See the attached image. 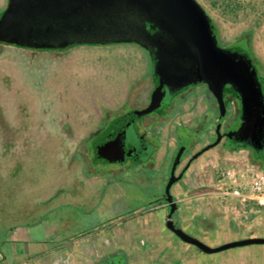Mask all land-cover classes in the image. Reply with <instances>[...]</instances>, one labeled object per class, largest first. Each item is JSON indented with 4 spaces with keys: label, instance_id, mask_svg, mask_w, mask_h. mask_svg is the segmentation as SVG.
<instances>
[{
    "label": "rangeland",
    "instance_id": "rangeland-1",
    "mask_svg": "<svg viewBox=\"0 0 264 264\" xmlns=\"http://www.w3.org/2000/svg\"><path fill=\"white\" fill-rule=\"evenodd\" d=\"M197 1L214 21L220 45H235L250 52L264 73V0ZM6 5L7 0H0V12ZM150 73L147 53L133 44L79 45L64 51H35L0 44V187H8L5 194L13 199L9 205L14 207L24 202L27 216L34 205L28 195H48L74 182V185L88 187L85 194L82 193L86 196L81 198L83 203H76L88 214L100 202L110 179L129 185V189L116 201L113 210L104 211L103 221L115 215L129 218L143 206L161 198L163 187L159 192L155 189L158 180L155 171L147 172L146 177L149 174L152 177H144L142 185L137 177L127 173L110 176L105 181V177L120 168L129 165L133 169V166L130 161L124 164L101 160L93 151L97 134L111 121L130 109L144 106L151 89ZM210 101V95L201 87L200 146L214 140L213 129L224 118L220 110H210ZM226 145L230 147V143ZM217 149L208 151L201 159L209 164L199 174L201 178L217 175L220 169L227 167L247 176L259 168L264 171L260 160L248 150H234L236 159L229 166L222 154L212 155L217 154ZM99 179H102V187L90 188L92 182ZM69 192L78 191L63 189L61 195L53 197L54 211L60 217L73 201L72 195L67 196ZM58 195L60 200H57ZM230 201L238 200L231 198ZM248 217L254 219V231H264V209L253 207ZM128 241L127 244L125 239L123 246L137 254L135 244ZM249 247L264 249V244ZM117 250L119 254L112 257L115 264H119L118 258H127L125 249ZM84 251L80 241L61 251L58 259L40 264H95L100 252L89 256ZM155 253L158 255L157 251ZM136 256L131 264L140 262ZM167 261L168 258L157 260L158 264H167ZM236 262L240 264L242 260L233 261V264ZM244 262L264 264V255L248 252ZM215 264L228 262L219 260Z\"/></svg>",
    "mask_w": 264,
    "mask_h": 264
},
{
    "label": "water",
    "instance_id": "water-1",
    "mask_svg": "<svg viewBox=\"0 0 264 264\" xmlns=\"http://www.w3.org/2000/svg\"><path fill=\"white\" fill-rule=\"evenodd\" d=\"M111 40L145 48L151 55L156 84L163 74L176 78L189 73L196 76L195 80L207 85L220 111L226 109L225 86L231 85L239 100L240 114L236 127L224 136L232 147L250 148L257 156L264 153V83L260 73L247 51L219 45L212 20L197 0H7L0 12V44L51 51ZM154 97L155 93L153 100ZM145 112L133 111L111 123L95 143L96 156ZM220 129L218 123L216 141L201 150L199 156L220 144ZM187 150L188 143L184 142L165 185L167 229L206 254L264 244V238L251 237L210 247L177 226L172 188L189 169L190 163L177 175Z\"/></svg>",
    "mask_w": 264,
    "mask_h": 264
},
{
    "label": "crops",
    "instance_id": "crops-1",
    "mask_svg": "<svg viewBox=\"0 0 264 264\" xmlns=\"http://www.w3.org/2000/svg\"><path fill=\"white\" fill-rule=\"evenodd\" d=\"M173 150L174 147L168 154H164V157L161 156L154 162L149 169L119 170L103 180L107 181L114 175L127 173L137 177L142 185L144 177L149 179L152 177L150 174L146 177L147 172L155 171L158 174L155 189L159 192L163 187L164 192ZM220 154L223 155L226 164L229 166L234 164L235 151L226 152L224 149H217V154L212 155L219 157ZM202 158L196 161L183 179L172 188V194L177 203L175 222L179 225L178 227L210 247H218L251 237L264 238L263 230L254 231L252 229L255 222L254 219L250 220L248 217L249 209L239 201L231 202L230 197L221 195L219 188L222 179L219 172L217 175L207 176L206 179L201 178L199 174L208 164L201 160ZM206 173L208 175L209 171L207 170ZM101 180L93 181L90 188L96 186L101 188ZM128 186L114 180L111 181V179L108 180L100 202L96 203L94 209L88 214L80 209L81 205L76 204L81 202V198L86 197L84 190L86 191L88 187L85 185H74L73 182L55 190L52 189L53 192H48V195L42 193L28 195L34 205H31L33 209L28 212L27 216L24 214V202L14 203V207L9 205L13 199L5 194L8 187H0V264H40L45 260L58 259L61 251L80 241L84 244V252L89 256H96L100 251L118 253L117 249H123L119 244L123 245L125 239L127 241L128 239L131 241L142 239L145 243L154 246V251H157L158 255L155 256L153 264H158L157 260H162V258L165 260L168 258L167 264L177 261L180 264H215L219 260L227 261L228 264L242 260L240 264H247L244 262V256L248 252L264 255V249L249 246L206 254L195 246L184 243L166 227L167 205L164 194L161 198L137 210L129 218L121 219V215L117 216L113 211L112 215L115 216L103 221L101 216L104 211L113 210L116 201L128 191ZM206 187L213 188V190L203 189ZM63 189L78 192L67 194V196H73L71 198L73 201L69 202L66 212L60 217L54 211L56 204L53 197L55 194L61 195L60 192ZM59 195L57 200H60ZM76 200L79 201L76 202ZM27 218L28 222H26ZM97 244L100 246L97 247ZM110 244L114 246L109 247ZM144 251L146 253L147 250L144 249Z\"/></svg>",
    "mask_w": 264,
    "mask_h": 264
},
{
    "label": "flooded vegetation",
    "instance_id": "flooded-vegetation-1",
    "mask_svg": "<svg viewBox=\"0 0 264 264\" xmlns=\"http://www.w3.org/2000/svg\"><path fill=\"white\" fill-rule=\"evenodd\" d=\"M216 37L220 45L219 36L216 35ZM111 41L113 42V40ZM116 41L119 42H111V44H133L140 47L147 53L151 65V89L150 93L145 99L144 106L133 108L130 109V111L123 113L122 115L118 116L113 121H111L100 133L97 134L95 141H97L98 137L115 120L133 111H146L144 114H141L140 116L136 117L133 122L129 123L128 126L122 132H120L109 144H107L100 151L99 156H97L99 159L110 163L115 162L124 164L130 161L131 166H133V169H131L128 165L126 167L120 168V170L122 171H131L136 169L144 170L149 169V167L154 162H156L161 156L164 157L166 153L168 154L171 148L174 147V150L172 151L171 155V164L169 169L170 173L172 163L176 157L178 150L181 148L183 143L186 142L188 143V150L178 168L177 175H179L184 171V168L187 164L190 163V169V167L194 165L196 161L202 158L208 151L214 150L216 148L224 149V151L226 152L234 150H248L253 154V156H256L254 151L250 148L241 149L232 147L231 145L230 147H227L226 145L227 143H230V139L224 136V134L227 131H231L236 127L240 114L239 100L237 99L235 91L231 85H226L224 91L226 109L224 111H221V113H223L224 115V118L221 121L220 129V133L221 135H223L222 140L219 145L204 152L199 156V152L201 150H203L206 146L214 143L217 139L216 128L218 122L216 123V127L213 129V135L215 137L214 140L208 142V144L203 146H200L199 144V139L202 136V131L200 129L201 126L199 125V89L202 87L205 88L208 92L209 90L207 85L200 84L198 80H195L197 79V77L192 75L191 73L185 75L183 78H176L172 75L169 76L163 74L159 82L156 84L154 82V68L150 53L138 44L120 40ZM103 44L106 45L109 43H94L93 45ZM82 45L92 44L85 43ZM222 48L230 47L227 46ZM248 53L250 54V52ZM251 58L255 66L257 67L261 78H264V73L261 70L260 66L255 61L254 57ZM154 93L155 97L153 100L152 98ZM151 105L153 106L151 107ZM93 151H95V149ZM194 156H197V158L193 159ZM260 158V162L264 165V153L260 155ZM169 173L167 181L169 179ZM132 243L135 244L136 249L139 248V251H137V255L138 260L140 259L139 261L141 263L138 262L137 264H143V262L145 264L154 263L156 256L154 246L145 243L142 239H132ZM119 246L125 249V253L127 255L126 259L122 257L118 258L119 264H131L132 260L137 259V256L134 252L129 249H126L123 245L119 244ZM144 249L147 250L146 253ZM116 254L119 253H106L100 251V254L96 259L95 264H101L102 262H104V264H107V261L108 264H115L112 260V257ZM173 264L178 263L174 262Z\"/></svg>",
    "mask_w": 264,
    "mask_h": 264
},
{
    "label": "built area",
    "instance_id": "built-area-1",
    "mask_svg": "<svg viewBox=\"0 0 264 264\" xmlns=\"http://www.w3.org/2000/svg\"><path fill=\"white\" fill-rule=\"evenodd\" d=\"M222 183L219 192L224 197L237 199L246 208L264 209V171L257 169L251 176L233 168L219 170Z\"/></svg>",
    "mask_w": 264,
    "mask_h": 264
},
{
    "label": "trees",
    "instance_id": "trees-1",
    "mask_svg": "<svg viewBox=\"0 0 264 264\" xmlns=\"http://www.w3.org/2000/svg\"><path fill=\"white\" fill-rule=\"evenodd\" d=\"M207 13V12H206ZM208 14V13H207ZM209 15V14H208ZM210 17V16H209ZM211 18V17H210ZM211 20H212V18H211ZM212 23H213V25H214V27H215V31H216V35L218 36V30H217V28H216V26H215V23H214V21L212 20ZM111 42L112 41H109L108 43L109 44H111ZM113 42H119V41H116V40H114ZM112 42V43H113ZM93 45V44H92ZM230 48H232V47H237V46H235V45H232V46H229ZM35 51H44V50H35ZM51 51H54V50H51ZM60 51V50H59ZM64 51V50H63ZM249 55H251V57H253L252 56V54L250 53ZM263 79V81H264V78H262ZM208 94L210 95V97H211V101H210V103H211V105L212 106H210L209 108H210V110H212L213 111V109H216L217 111L219 110V108H218V104H217V102H216V100H215V98L211 95V93L208 91ZM254 158L256 159V160H261V158H260V156H254ZM261 167H263L264 168V165L261 163ZM179 226V225H178Z\"/></svg>",
    "mask_w": 264,
    "mask_h": 264
}]
</instances>
